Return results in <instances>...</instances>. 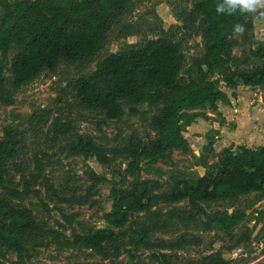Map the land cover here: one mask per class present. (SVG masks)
Returning a JSON list of instances; mask_svg holds the SVG:
<instances>
[{
    "label": "rangeland",
    "instance_id": "1",
    "mask_svg": "<svg viewBox=\"0 0 264 264\" xmlns=\"http://www.w3.org/2000/svg\"><path fill=\"white\" fill-rule=\"evenodd\" d=\"M198 1L130 0L102 50L86 60L62 61L23 86L13 82L12 63L25 51L24 45L14 43L7 52L0 51L6 65L0 141L10 130L19 141V151L0 162V222L9 224L5 212L10 211L25 223L19 247L0 243V264H264V187L213 200H195L186 188L217 175L225 149L255 146L256 141H241L245 136L236 131L238 113L233 110L227 117L222 105L264 107V84L237 79L230 85L216 71L211 80L224 96L215 105L191 111L198 115L192 123L183 119L187 150L151 146L158 137L153 117L161 114L163 105L139 103L133 110L132 103L122 99L125 114L111 119L78 95L77 80L100 71L111 53L140 47L163 31L173 33L186 57L181 75L199 81L195 61L206 53L203 35L192 34L177 17ZM4 20L0 3V25ZM232 40L241 63L264 60V19H254L250 42L243 31L235 32ZM256 108L261 115L264 108ZM43 114H48L47 124L38 122ZM66 120L74 122V134H53L56 122ZM255 133L258 140L264 136ZM78 135L93 142L92 155L75 149ZM135 151L142 153L141 180H157L159 185L149 205L133 210L116 230L119 250L106 254L88 240L94 229L109 227L106 215L113 210V191L130 190L135 183L128 173ZM227 215H236L237 222H225Z\"/></svg>",
    "mask_w": 264,
    "mask_h": 264
},
{
    "label": "trees",
    "instance_id": "2",
    "mask_svg": "<svg viewBox=\"0 0 264 264\" xmlns=\"http://www.w3.org/2000/svg\"><path fill=\"white\" fill-rule=\"evenodd\" d=\"M5 20L0 25V51L7 52L14 43H21L25 51L16 55L12 63L14 84L23 86L62 61L86 60L104 48L107 35L123 16L130 0H0ZM225 0H199L189 11L177 13L183 26L192 34L203 35L205 55L195 61L199 81L189 82L182 75L185 55L171 31H163L158 38L123 53H111L100 71L91 77L77 80L78 95L87 105L105 111L111 119L125 114L122 99L134 105L147 103L150 107L164 106L153 117L157 139L154 149L178 148L189 145L182 135V121L190 124L198 116L193 110L215 105L224 93L211 77L218 71L228 84L239 79L245 84H264V60L241 63L242 56L234 53L232 36L237 25L242 26L245 41L253 38L254 19H264V10L241 12L239 7L229 14L217 12ZM249 41V42H250ZM261 58L264 49L261 48ZM245 67H242L244 66ZM6 65L0 60V93L4 87ZM48 114L38 122L47 124ZM36 116L33 125L38 124ZM72 120L57 121L53 134H74ZM75 149L90 156L94 145L90 139L78 135ZM18 135L13 130L0 141V162L19 150ZM141 152L135 151L128 173L135 178L130 190L113 191V210L106 215L109 227L94 229L89 243L97 250L112 254L119 250L120 233L133 210L149 205L159 182L141 180L139 170ZM219 173L198 179L186 186L195 200L226 198L245 194L264 187V146L236 150L225 149L220 157ZM9 224H1L0 243L19 247V236L25 223L20 216L5 212ZM225 222L234 224L236 215H227ZM8 228V229H7ZM145 233L140 236L143 241Z\"/></svg>",
    "mask_w": 264,
    "mask_h": 264
},
{
    "label": "crops",
    "instance_id": "3",
    "mask_svg": "<svg viewBox=\"0 0 264 264\" xmlns=\"http://www.w3.org/2000/svg\"><path fill=\"white\" fill-rule=\"evenodd\" d=\"M241 100V98H240ZM239 101V100H238ZM238 101H234V102H238ZM236 106V104H234ZM231 107V106H227V105H222V109L223 108H227L226 112H225V116L228 117L229 113H233L237 112L238 116L236 122L238 121V130L237 133L238 134H242L245 137H240L242 140L241 141H246V142H255L256 144L255 146H251V147H259V146H264V136H261L260 139L258 140V137L256 136V131H260L264 133V111L261 112V115H258L256 110V107H261L262 110L264 107H262V104H258L257 106L254 107H246L247 104H242L240 106L237 107ZM224 111V109H223ZM199 119V118H198ZM195 126V124H194ZM220 129L221 126L219 125ZM219 127H217L219 129ZM258 128V129H257ZM225 128H223L222 132L224 131ZM255 130L252 132V130ZM255 135V136H254ZM260 135V134H259ZM224 136V134H223Z\"/></svg>",
    "mask_w": 264,
    "mask_h": 264
},
{
    "label": "clouds",
    "instance_id": "4",
    "mask_svg": "<svg viewBox=\"0 0 264 264\" xmlns=\"http://www.w3.org/2000/svg\"><path fill=\"white\" fill-rule=\"evenodd\" d=\"M239 7L241 12L254 11L258 7H264V0H225V3L217 5V12L227 10L229 14L234 12ZM237 30L242 31V26L237 25Z\"/></svg>",
    "mask_w": 264,
    "mask_h": 264
}]
</instances>
